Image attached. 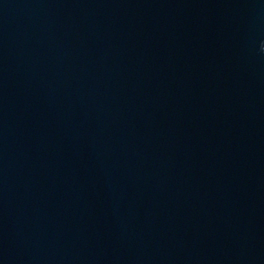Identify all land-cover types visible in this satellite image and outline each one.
Instances as JSON below:
<instances>
[{"label":"water","instance_id":"water-1","mask_svg":"<svg viewBox=\"0 0 264 264\" xmlns=\"http://www.w3.org/2000/svg\"><path fill=\"white\" fill-rule=\"evenodd\" d=\"M264 0H0V264H264Z\"/></svg>","mask_w":264,"mask_h":264},{"label":"clouds","instance_id":"clouds-1","mask_svg":"<svg viewBox=\"0 0 264 264\" xmlns=\"http://www.w3.org/2000/svg\"><path fill=\"white\" fill-rule=\"evenodd\" d=\"M262 51H264V47H262V49H261Z\"/></svg>","mask_w":264,"mask_h":264}]
</instances>
